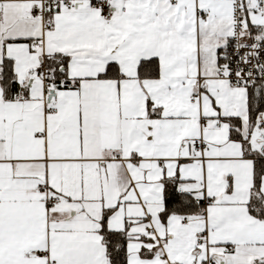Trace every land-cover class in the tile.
Here are the masks:
<instances>
[{"label":"snow or ice","instance_id":"1","mask_svg":"<svg viewBox=\"0 0 264 264\" xmlns=\"http://www.w3.org/2000/svg\"><path fill=\"white\" fill-rule=\"evenodd\" d=\"M0 264H264V0H0Z\"/></svg>","mask_w":264,"mask_h":264}]
</instances>
